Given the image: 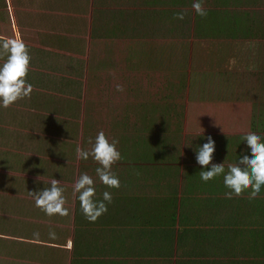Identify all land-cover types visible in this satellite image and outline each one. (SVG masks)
Wrapping results in <instances>:
<instances>
[{
    "label": "crops",
    "instance_id": "1",
    "mask_svg": "<svg viewBox=\"0 0 264 264\" xmlns=\"http://www.w3.org/2000/svg\"><path fill=\"white\" fill-rule=\"evenodd\" d=\"M129 1L0 0V36L25 42L31 55L28 80L34 86L30 98L0 108V264H229V212L247 197L227 199L222 177L202 182L198 174L203 169L195 159V149L211 136L216 141L213 163L226 159L227 170L229 137H193L195 147L187 154L194 162L180 160L168 123L152 119V113L171 115L164 103L167 92L153 102L140 82L145 94L137 108L130 109L136 102L128 98L135 90L127 85L123 116L108 125L96 119L94 97L114 92L126 74L148 77L147 66L156 60L134 44L124 45L134 34L131 18L123 17L118 4ZM239 45L229 51V76L237 59L248 61L261 46L244 51L241 59ZM109 56H114L111 64L105 62ZM179 82L169 86L175 89ZM224 96L214 91L211 98L220 102ZM112 106L115 113L121 102ZM98 131L118 141L122 159L112 170L121 187L107 189L113 195L108 212L89 223L72 195L73 184L87 172L96 179L98 195L106 189L95 177L97 165L91 158L77 160L75 147L90 148L88 141ZM53 178L65 188L66 217L45 215L29 195ZM249 227L245 230L254 226ZM50 230L55 239L49 238Z\"/></svg>",
    "mask_w": 264,
    "mask_h": 264
},
{
    "label": "rangeland",
    "instance_id": "2",
    "mask_svg": "<svg viewBox=\"0 0 264 264\" xmlns=\"http://www.w3.org/2000/svg\"><path fill=\"white\" fill-rule=\"evenodd\" d=\"M170 1L130 0L129 3L118 4L123 17L131 18L128 26L134 34V40L131 37L125 39L124 45L134 44L152 57H156V60H150L147 66L149 72L152 71L148 77L138 76V72L124 75L117 84L124 89L123 92H118L117 86L114 92L101 90L107 95L100 99L93 98L99 112L98 116H94L96 119L100 118L105 125L113 120L118 121L117 118L123 116L122 104L127 85L135 90V93L128 98L136 102L131 104L133 106L130 108L131 111L137 108L139 105L137 102L141 101L145 94L140 91L138 82L146 92L149 90V98H153V102L158 101V94L161 95L165 90L167 96L164 97V103L172 111L168 125L171 128V138L176 142L175 146L171 147L180 153V160L192 164L193 158L187 154V151L195 147L193 137L202 134L237 137L251 131L255 107L264 103V46L261 45L251 51L255 53V57L251 56L246 62L237 59V62L231 65L234 73L229 76L227 64L229 42L226 39L221 41L206 39L201 33L194 32L193 22L196 12L192 8L193 0H181L184 2L181 7ZM82 3L83 1L80 4L75 2L73 5L80 6ZM203 7L206 11L220 10L216 0H204ZM232 9L242 13H254L258 18L257 21L264 19V0L242 3L231 7ZM111 11L108 9L107 12ZM180 12L186 15L183 21L175 18ZM109 15L112 17L111 13ZM117 18L118 16L112 17V20L117 21ZM255 40L264 44L261 38ZM246 43L247 41H241L239 45L241 59L244 57V51L257 47L247 46ZM113 57L109 56L105 62L111 64ZM176 73L179 76H172ZM168 76L172 77V82L168 81ZM149 77L153 78L152 87ZM177 79H180V85H175V89H172L171 86H174ZM214 91L225 93L223 98H219L222 101L217 102L211 98ZM209 100L212 102L211 105L206 103ZM120 102V108L118 107L119 109L113 113L112 105L119 106ZM157 115L153 114L154 121L163 122L161 115L160 118Z\"/></svg>",
    "mask_w": 264,
    "mask_h": 264
},
{
    "label": "clouds",
    "instance_id": "3",
    "mask_svg": "<svg viewBox=\"0 0 264 264\" xmlns=\"http://www.w3.org/2000/svg\"><path fill=\"white\" fill-rule=\"evenodd\" d=\"M204 0H193L192 8L201 18L207 16L203 7ZM175 18L183 21L185 13H177ZM31 67V55L25 42L19 37L0 36V108L7 109L20 99L30 98L33 92V84L28 80ZM118 92L124 89L117 86ZM207 142L195 149L197 165L203 169L199 172L200 180L204 183L223 178V186L227 191L224 195L232 199L246 192L250 200L255 199L264 189V135L258 131H249L242 137L245 151L237 155L233 163H229L225 170L226 159L222 163H213L216 153V141L208 136ZM90 148L75 147L77 160H91L97 165L95 177L106 190L97 194L96 179L87 172H82L75 180L72 187V195L78 200L80 211L89 223H95L108 212V206L113 202L112 192L107 189H119L120 178L112 170L113 165L122 159L117 148L118 141L109 140L103 131H98L94 140L89 139ZM47 172V170H46ZM47 175V174H46ZM44 175V176H46ZM38 176L37 180L41 181ZM34 200L35 207L39 208L49 217L69 215V209L65 207L67 198L65 188L60 180L51 179L43 190L28 191ZM33 236L39 238V232ZM50 239L56 238L54 231H49Z\"/></svg>",
    "mask_w": 264,
    "mask_h": 264
},
{
    "label": "trees",
    "instance_id": "4",
    "mask_svg": "<svg viewBox=\"0 0 264 264\" xmlns=\"http://www.w3.org/2000/svg\"><path fill=\"white\" fill-rule=\"evenodd\" d=\"M256 1L258 0H216L220 10H209L204 18L197 14L194 16V32L201 33L206 39L219 41L226 39L229 42V51L234 49L233 45L236 42L241 43V41L264 46V44L255 42L259 41L255 39L261 38L264 43V19L257 21L258 18L254 13L231 10V7L239 4L255 3ZM170 2L178 7L183 6L184 3L181 0H171ZM168 15L171 16V14ZM169 117L168 113L161 116L165 123H168ZM152 119L154 121V118ZM251 131H258L264 135V103L255 107ZM242 137H229V161L231 162L236 160L241 151L246 150ZM233 147L234 149H232ZM235 148L238 152H235ZM157 152H162V149H157ZM164 152L166 151L164 150ZM243 195L247 199L240 201L242 205L235 204L229 212V264H264V223H262L264 222V189L261 190L259 196L252 200L248 198L246 192L239 196ZM240 224L244 227H240ZM249 226L254 227L245 230V228H250ZM257 227L262 228L257 230ZM238 231L241 237L240 242L237 240ZM241 246L244 247L243 250H241ZM235 250L236 252H234Z\"/></svg>",
    "mask_w": 264,
    "mask_h": 264
}]
</instances>
